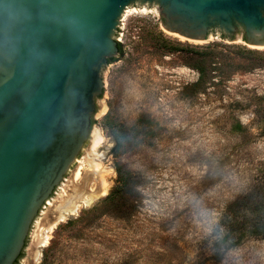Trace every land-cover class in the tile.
I'll return each instance as SVG.
<instances>
[{"label":"rangeland","instance_id":"374dc122","mask_svg":"<svg viewBox=\"0 0 264 264\" xmlns=\"http://www.w3.org/2000/svg\"><path fill=\"white\" fill-rule=\"evenodd\" d=\"M118 42L93 138L17 264H264V235L214 254L228 206L264 209V50L179 39L152 7Z\"/></svg>","mask_w":264,"mask_h":264},{"label":"water","instance_id":"95a60500","mask_svg":"<svg viewBox=\"0 0 264 264\" xmlns=\"http://www.w3.org/2000/svg\"><path fill=\"white\" fill-rule=\"evenodd\" d=\"M150 7L179 39L264 50V0H0V264L20 257L92 140L109 59L131 10Z\"/></svg>","mask_w":264,"mask_h":264},{"label":"trees","instance_id":"16d2710c","mask_svg":"<svg viewBox=\"0 0 264 264\" xmlns=\"http://www.w3.org/2000/svg\"><path fill=\"white\" fill-rule=\"evenodd\" d=\"M119 44V49L121 44ZM114 60L109 59V63ZM94 123V119L92 124ZM250 195V196H249ZM255 192L248 194V198L237 200L227 207L225 210L219 225V239L215 242L216 250L215 256L220 258L222 253L219 247L224 246L225 249H230L238 245L246 234L264 235V209L262 203L255 199ZM245 210L246 213L261 211L263 215H257V217L249 219L246 213H242Z\"/></svg>","mask_w":264,"mask_h":264},{"label":"flooded vegetation","instance_id":"af4514ba","mask_svg":"<svg viewBox=\"0 0 264 264\" xmlns=\"http://www.w3.org/2000/svg\"><path fill=\"white\" fill-rule=\"evenodd\" d=\"M112 58H113V57H112ZM22 253H23V251H22ZM22 253H21L20 257L22 256ZM20 257L16 260V262H15L14 264H17V263H18Z\"/></svg>","mask_w":264,"mask_h":264},{"label":"bare ground","instance_id":"6f19581e","mask_svg":"<svg viewBox=\"0 0 264 264\" xmlns=\"http://www.w3.org/2000/svg\"><path fill=\"white\" fill-rule=\"evenodd\" d=\"M199 42H203V41H199ZM99 139H100V138H99ZM97 144H98V143H97ZM97 144H96V145H97ZM94 147H95V146H94ZM103 183H104V182H103Z\"/></svg>","mask_w":264,"mask_h":264}]
</instances>
